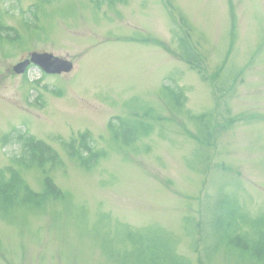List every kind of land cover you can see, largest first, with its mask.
Returning a JSON list of instances; mask_svg holds the SVG:
<instances>
[{
	"label": "rangeland",
	"instance_id": "1",
	"mask_svg": "<svg viewBox=\"0 0 264 264\" xmlns=\"http://www.w3.org/2000/svg\"><path fill=\"white\" fill-rule=\"evenodd\" d=\"M0 27L13 32L0 35V168L25 132L60 164L23 179L39 192L49 177L64 196L0 216V264H142L144 239L131 246L127 232L148 229L189 264H257L219 243L212 223L223 198L251 218L264 212V0H105L100 9L89 0H0ZM179 34L201 72L180 56ZM33 52L73 69L16 74ZM165 85L183 90L179 112ZM133 118L150 135L114 141L109 124ZM82 132L102 152L88 170L62 150Z\"/></svg>",
	"mask_w": 264,
	"mask_h": 264
},
{
	"label": "trees",
	"instance_id": "2",
	"mask_svg": "<svg viewBox=\"0 0 264 264\" xmlns=\"http://www.w3.org/2000/svg\"><path fill=\"white\" fill-rule=\"evenodd\" d=\"M50 2L51 0H43ZM105 0H89L94 8L100 9ZM123 0H108L110 4ZM12 30L0 27V35L7 40L11 39ZM13 33V32H12ZM180 56L192 69L201 72L203 62L189 45L187 38L179 34L176 37ZM164 90L171 107L179 112L184 108L185 95L177 86L165 85ZM140 110L142 108H139ZM143 115L150 118V110L142 109ZM117 122L109 124L108 129L114 141L130 145L139 138L150 135L152 127L144 120L133 118L131 120L116 119ZM206 130V131H205ZM201 136H209L208 124L201 122L198 125ZM10 136H4L8 143ZM14 140L20 146L19 153L9 157V166L0 168V216H10L15 209L26 208L30 210L41 209L48 202L61 198L60 190L52 183L49 177L43 179L39 192L33 191L25 182L22 175L33 169L53 168L60 164V158L55 150L42 141L34 140L25 132H19ZM208 141V140H207ZM63 152L68 158H75L85 169L96 166L102 157V152L96 150L87 133H77L67 143L63 144ZM43 171V172H44ZM64 197V196H63ZM234 202L226 198L221 199L220 207L216 211L221 213L212 223L214 233L219 236V243L237 250L248 256L257 264H264V212L256 217H249L236 208ZM222 214V215H221ZM131 246L140 244L144 239V254H148L147 261L142 264H189L179 257L173 250L170 242L158 230H145L140 234L127 232ZM143 235V236H141ZM140 251V249H139ZM145 259V256L143 255Z\"/></svg>",
	"mask_w": 264,
	"mask_h": 264
},
{
	"label": "water",
	"instance_id": "3",
	"mask_svg": "<svg viewBox=\"0 0 264 264\" xmlns=\"http://www.w3.org/2000/svg\"><path fill=\"white\" fill-rule=\"evenodd\" d=\"M30 63L38 66L44 73L49 75L67 74L72 70V64L66 60L46 53H31L29 60H25L14 66L13 71L16 74H21Z\"/></svg>",
	"mask_w": 264,
	"mask_h": 264
}]
</instances>
